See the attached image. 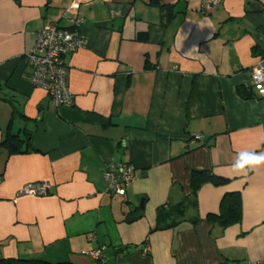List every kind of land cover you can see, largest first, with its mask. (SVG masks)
<instances>
[{"label":"crops","instance_id":"1","mask_svg":"<svg viewBox=\"0 0 264 264\" xmlns=\"http://www.w3.org/2000/svg\"><path fill=\"white\" fill-rule=\"evenodd\" d=\"M71 1L0 0V259L264 262V162L232 167L240 152L264 155V99L251 82L264 57V0H220L212 11L206 0ZM74 18L84 20L77 30ZM50 23L86 41L65 60L71 107L54 108L28 80L26 57ZM12 137L20 153L5 146ZM118 164L136 168L123 197L105 179ZM196 172L225 182L194 194ZM44 181L48 196H18ZM234 193L241 221L209 220Z\"/></svg>","mask_w":264,"mask_h":264},{"label":"built area","instance_id":"2","mask_svg":"<svg viewBox=\"0 0 264 264\" xmlns=\"http://www.w3.org/2000/svg\"><path fill=\"white\" fill-rule=\"evenodd\" d=\"M91 0H72L69 9L87 5ZM220 0H206L202 9L207 11L216 10ZM84 23L82 18L71 19L73 29L80 28ZM86 45L85 39L76 32L62 29L55 24H47L41 29L36 37L33 50L26 57L27 65L31 68L28 77L30 83L36 88L46 92L54 108L61 106L71 107L74 103V96L68 87L69 70L65 63L66 57L74 54ZM258 72L251 75V82L254 90L260 98L264 99V57L257 62ZM198 136V140H203ZM136 168L131 164H118L110 166L105 179L108 183V191L117 196L126 195L127 189L135 180ZM50 182H36L23 187L18 196L46 197L50 194ZM104 247L93 251L91 255L102 259ZM148 253V247L143 249ZM247 264H264V262H248Z\"/></svg>","mask_w":264,"mask_h":264},{"label":"trees","instance_id":"3","mask_svg":"<svg viewBox=\"0 0 264 264\" xmlns=\"http://www.w3.org/2000/svg\"><path fill=\"white\" fill-rule=\"evenodd\" d=\"M151 6H159L160 0H150ZM138 40L140 41H148V34L147 33H141L139 35ZM239 92L244 96V91ZM14 137L8 138L5 141V146L10 150L11 154L20 153L21 150L16 145L17 143L14 141ZM197 177H202V182L197 181ZM205 181H210L213 184H222L225 182V180L218 178L216 176H213L209 174L208 172H196L193 174L192 179V189L193 193L196 194L199 188L201 187V183H204ZM167 209L168 206H164L161 208L159 212V218H165L167 216ZM242 217V200L241 196L239 194H228L224 197L222 206H221V212L220 215H211L209 216V220L211 221H218V223L223 228H228L230 226H233L235 224H238L241 221ZM0 264H52L45 261H38V260H16V259H0Z\"/></svg>","mask_w":264,"mask_h":264},{"label":"clouds","instance_id":"4","mask_svg":"<svg viewBox=\"0 0 264 264\" xmlns=\"http://www.w3.org/2000/svg\"><path fill=\"white\" fill-rule=\"evenodd\" d=\"M261 162H264V155H256L245 151L237 154L232 167L236 171H241L249 166L260 164Z\"/></svg>","mask_w":264,"mask_h":264}]
</instances>
